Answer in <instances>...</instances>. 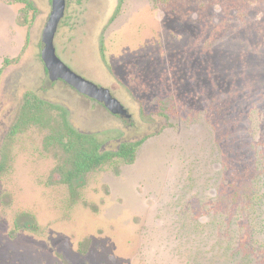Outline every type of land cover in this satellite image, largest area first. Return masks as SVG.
I'll return each mask as SVG.
<instances>
[{
    "label": "rangeland",
    "instance_id": "rangeland-1",
    "mask_svg": "<svg viewBox=\"0 0 264 264\" xmlns=\"http://www.w3.org/2000/svg\"><path fill=\"white\" fill-rule=\"evenodd\" d=\"M33 1L39 11L26 17L23 3L0 0V142L34 91L102 142L141 144L133 162L115 159L80 185L58 169L63 149L45 146L47 126L8 133L0 264H264V0H182L180 14L155 0H67L59 57L108 87L129 119L49 79L52 3ZM231 130L254 167L233 208L222 151Z\"/></svg>",
    "mask_w": 264,
    "mask_h": 264
},
{
    "label": "trees",
    "instance_id": "trees-1",
    "mask_svg": "<svg viewBox=\"0 0 264 264\" xmlns=\"http://www.w3.org/2000/svg\"><path fill=\"white\" fill-rule=\"evenodd\" d=\"M9 1L23 3L25 7L22 9V13L26 17L30 11L34 13V16L39 11L33 0ZM123 1L119 0V4L122 5ZM155 1L170 14H180V8L183 9V5H180L182 0ZM220 1L224 2V0ZM29 39L30 33L28 32V41ZM5 62L9 64L11 61L6 59ZM68 114L69 111L64 106L48 102L34 91H27L12 124L10 135L14 136L18 132L34 126H47L48 133L45 136V146L49 148L56 145L63 149L66 160L58 169L61 170L68 182L79 180L80 185L83 184V177L93 169L115 161V159H122L126 162L135 160L141 142H124L117 151L103 150L102 147L105 142L100 140L99 133L75 129L71 125ZM235 134V130H231L230 141L228 140L222 146L225 168L230 178V183L227 187L229 201L227 204H229L230 208L238 206L246 199L248 195L247 184L254 175L252 162L242 159L243 150L234 141L236 138ZM23 216L30 217L27 213H24ZM28 228H36L35 223H30Z\"/></svg>",
    "mask_w": 264,
    "mask_h": 264
},
{
    "label": "water",
    "instance_id": "water-1",
    "mask_svg": "<svg viewBox=\"0 0 264 264\" xmlns=\"http://www.w3.org/2000/svg\"><path fill=\"white\" fill-rule=\"evenodd\" d=\"M52 10L42 32L41 58L51 81L63 80L77 91L102 102L113 114L130 118L132 115L108 87L91 81L70 68L58 55L55 38L66 14L67 0H51Z\"/></svg>",
    "mask_w": 264,
    "mask_h": 264
},
{
    "label": "flooded vegetation",
    "instance_id": "flooded-vegetation-1",
    "mask_svg": "<svg viewBox=\"0 0 264 264\" xmlns=\"http://www.w3.org/2000/svg\"><path fill=\"white\" fill-rule=\"evenodd\" d=\"M46 71H47V70H46ZM59 80H60V79H59ZM59 80H57V81H59ZM60 81H63V80H60ZM63 82H64L66 85H68L71 89H73L74 91H76V93H77L78 95H80L82 98H85V99L91 100L92 102L97 103V104L101 105L102 107H104L105 110L108 111L109 113H111V115H113L114 117H116V118H119V117H120V118H123V119H124V118L129 119V118H127L126 116H123V115L113 114L112 112H110V111L106 108V106H105L102 102H99V101L95 100L94 98H91V97H89V96H87V95H85V94L80 93V92L77 91L75 88H73L71 85L67 84L65 81H63ZM41 98L45 99V100L48 101V102H51L49 99H47V98H45V97H41ZM22 103H23V100H22V102H21V105H22ZM21 105H20V107H21ZM20 107H18V109L16 110V112H15L13 118L11 119V123L9 124V126L7 127V129H6V130L3 132V134H2V139H1V142H0V148L2 147V142L4 141V139L7 137L8 133H10L11 130H12V124H13V122H14V120H15L16 114H17V113L19 112V110H20ZM67 110H68V109H67ZM68 111H69V110H68ZM70 122H71V121H70ZM71 125H72L75 129H77V130H79V131H83V130L77 128L76 125H74V124H72V123H71ZM84 132H86V131H84ZM113 140H114V141H117V142H119V143L117 144L116 148L112 149V151H117V150L120 148V146H121L124 142H130L129 140H128V141H125V140H121V139H118V138L113 139ZM113 140L111 139V140L106 141V142L104 143V146L102 147V149H103V150H111V149H109V147H110L111 143L114 142ZM132 141H133V140H132Z\"/></svg>",
    "mask_w": 264,
    "mask_h": 264
}]
</instances>
